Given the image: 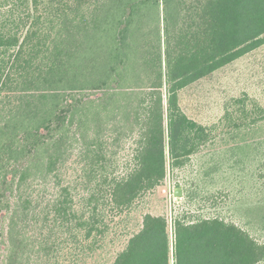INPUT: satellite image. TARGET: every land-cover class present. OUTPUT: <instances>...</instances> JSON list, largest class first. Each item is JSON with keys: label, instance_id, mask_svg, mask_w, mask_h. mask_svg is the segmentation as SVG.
I'll return each instance as SVG.
<instances>
[{"label": "trees", "instance_id": "trees-1", "mask_svg": "<svg viewBox=\"0 0 264 264\" xmlns=\"http://www.w3.org/2000/svg\"><path fill=\"white\" fill-rule=\"evenodd\" d=\"M263 45L264 0H0V264H263L233 221L147 209L194 155L206 177L264 148L262 106L180 103Z\"/></svg>", "mask_w": 264, "mask_h": 264}, {"label": "rangeland", "instance_id": "rangeland-1", "mask_svg": "<svg viewBox=\"0 0 264 264\" xmlns=\"http://www.w3.org/2000/svg\"><path fill=\"white\" fill-rule=\"evenodd\" d=\"M237 98L245 99L248 108L255 103L264 108V45L180 92V103L186 113L209 126L219 123L227 107H236ZM263 149L256 156L252 149L245 162L233 168L226 159L216 173L206 177L199 169L202 163L216 157L215 150L206 149L194 155L184 168L169 170L166 181L150 198L147 209L165 213L170 223L188 211L204 216L220 215L264 242ZM189 184L201 186L202 194L209 199L197 197L191 203L184 196ZM177 187L183 188L182 197L175 195ZM93 263L92 259L88 261V264Z\"/></svg>", "mask_w": 264, "mask_h": 264}, {"label": "water", "instance_id": "water-1", "mask_svg": "<svg viewBox=\"0 0 264 264\" xmlns=\"http://www.w3.org/2000/svg\"><path fill=\"white\" fill-rule=\"evenodd\" d=\"M183 194H184V192H183V188H182V187H177V188L175 189V195H176V196H178V197H182Z\"/></svg>", "mask_w": 264, "mask_h": 264}]
</instances>
